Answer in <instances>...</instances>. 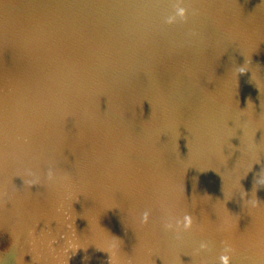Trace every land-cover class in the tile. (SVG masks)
I'll use <instances>...</instances> for the list:
<instances>
[{
  "label": "water",
  "instance_id": "obj_1",
  "mask_svg": "<svg viewBox=\"0 0 264 264\" xmlns=\"http://www.w3.org/2000/svg\"><path fill=\"white\" fill-rule=\"evenodd\" d=\"M0 198V264H264V0H0Z\"/></svg>",
  "mask_w": 264,
  "mask_h": 264
},
{
  "label": "rangeland",
  "instance_id": "obj_2",
  "mask_svg": "<svg viewBox=\"0 0 264 264\" xmlns=\"http://www.w3.org/2000/svg\"><path fill=\"white\" fill-rule=\"evenodd\" d=\"M0 202L3 203H0V258H3L22 229V218L18 211L14 213L7 208L2 199ZM33 237L35 240L28 241L20 251L17 264H77L72 261L74 255H69L62 246L65 244L48 232Z\"/></svg>",
  "mask_w": 264,
  "mask_h": 264
},
{
  "label": "clouds",
  "instance_id": "obj_3",
  "mask_svg": "<svg viewBox=\"0 0 264 264\" xmlns=\"http://www.w3.org/2000/svg\"><path fill=\"white\" fill-rule=\"evenodd\" d=\"M180 14L181 15L183 14V10L182 9L180 10ZM222 260L224 261V264H228L226 257H222Z\"/></svg>",
  "mask_w": 264,
  "mask_h": 264
}]
</instances>
